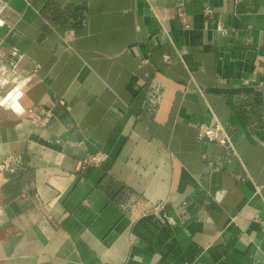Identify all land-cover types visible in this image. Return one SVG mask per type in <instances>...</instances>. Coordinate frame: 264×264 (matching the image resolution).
<instances>
[{
	"label": "crops",
	"instance_id": "0c3cea01",
	"mask_svg": "<svg viewBox=\"0 0 264 264\" xmlns=\"http://www.w3.org/2000/svg\"><path fill=\"white\" fill-rule=\"evenodd\" d=\"M3 160L0 264H264V0H0Z\"/></svg>",
	"mask_w": 264,
	"mask_h": 264
},
{
	"label": "built area",
	"instance_id": "2783aa9c",
	"mask_svg": "<svg viewBox=\"0 0 264 264\" xmlns=\"http://www.w3.org/2000/svg\"><path fill=\"white\" fill-rule=\"evenodd\" d=\"M235 2H239L240 0H234ZM207 12H210L209 9L206 10ZM182 19L185 21V17L183 14H180ZM167 59V56L165 57ZM144 61V58H142L141 62ZM27 114L29 116H32L39 124H44L48 118H49V112L46 110L38 109L36 107H30L27 109ZM197 137L199 140L202 141H209V142H215L219 144H227L230 141L229 133L226 129V127L216 121L212 124L200 122L198 123V134ZM108 159V155L103 152H95V153H88L86 156L80 161V168L84 169L91 165L99 166L102 163H104ZM10 160H3L0 161V170H12L13 168L11 166ZM163 208L162 204L153 206L147 210H145L143 213L146 214L148 212H158ZM166 219L168 221H171L170 216H166ZM264 226V223H263Z\"/></svg>",
	"mask_w": 264,
	"mask_h": 264
}]
</instances>
